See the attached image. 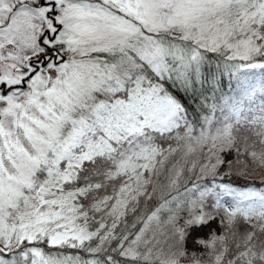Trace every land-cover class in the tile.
Masks as SVG:
<instances>
[{
    "label": "snow or ice",
    "instance_id": "6c2138e0",
    "mask_svg": "<svg viewBox=\"0 0 264 264\" xmlns=\"http://www.w3.org/2000/svg\"><path fill=\"white\" fill-rule=\"evenodd\" d=\"M249 165L264 0H0V264H264Z\"/></svg>",
    "mask_w": 264,
    "mask_h": 264
},
{
    "label": "trees",
    "instance_id": "16d2710c",
    "mask_svg": "<svg viewBox=\"0 0 264 264\" xmlns=\"http://www.w3.org/2000/svg\"><path fill=\"white\" fill-rule=\"evenodd\" d=\"M259 71V70H256ZM206 151V150H205ZM178 158V157H177ZM233 157H228V159H232ZM192 159H196L199 163H207V160L202 155H197L193 157ZM191 164L189 163V167ZM227 169H223L222 171H226ZM186 175H189L186 173ZM162 182L166 183V180L164 176L162 175L160 177ZM192 180H195V175H192ZM211 177H208L206 181H196L197 183L207 184V186L211 187ZM228 183L233 187H264V169L249 165V168L247 169V172L245 175L239 174V168L233 167L232 169V175L230 176H224L223 179H221L219 176L216 178L215 183ZM192 186L191 182L185 183L184 181L181 182L180 191L184 192L185 187L190 188ZM175 194V193H173ZM156 204V200L153 199L151 201L147 202L146 209L150 211L153 206ZM145 205L142 203V208H144ZM207 210V209H205ZM222 215V213H221ZM132 218L129 217V223H131ZM131 230V229H129ZM223 233V228L220 224V216L218 215L215 220L209 222L208 224L202 226L201 228L192 231L191 235L189 236L187 240V247L190 251H195L197 253H204V255L201 257L204 261V264H211L212 258L207 255V250H205L202 246L195 243L196 239H204L209 240L211 239L213 234L220 235ZM40 247H43L46 252H64L66 254H82L85 256V258L88 257L87 253H80L77 249H70V248H64V249H56V248H48L46 245H39Z\"/></svg>",
    "mask_w": 264,
    "mask_h": 264
}]
</instances>
